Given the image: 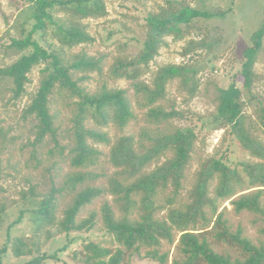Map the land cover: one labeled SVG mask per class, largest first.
I'll return each mask as SVG.
<instances>
[{"label":"rangeland","instance_id":"rangeland-1","mask_svg":"<svg viewBox=\"0 0 264 264\" xmlns=\"http://www.w3.org/2000/svg\"><path fill=\"white\" fill-rule=\"evenodd\" d=\"M105 13L99 17H85L80 20L91 40L68 47L63 46L49 27L44 34L36 32L33 37L48 49H56L65 61L84 55L97 63L96 68L82 71L71 70L72 79L87 93H95L101 87L124 89L134 114L126 126L118 127L112 122L100 125L91 118L84 121L85 128L104 133L108 141L87 138V143L97 151L93 163L76 166L72 163L74 145L72 117L75 111L76 97L66 90L54 88L49 95V112L53 117L55 135H44L37 139L36 121L26 115L25 108L35 93L42 77L44 64L34 65L27 73L28 80L23 92L15 97L9 78L0 77V257L2 264H22L25 261L46 253L55 255L41 264H84L83 247L87 242L102 247L122 248L105 231L101 218V206L108 202L116 216L121 210L110 193L107 181L117 168L109 160V151L114 141L122 135H131L135 141L142 139L141 132L149 134L169 132L173 127H194L197 138L183 170L180 188L173 205H184L189 201L190 190L194 184L196 172L203 161L210 157L225 156L231 167L238 169L241 181L234 186L235 195L228 199L219 198V210L231 231L241 229L242 235L253 244L264 245V216L257 212L242 210L236 212L230 200L240 193L262 186H250V178L243 166L251 167L252 177L260 176L264 171V160L253 157L234 140L229 128L215 125L216 95L219 87H226L231 81L240 86L238 74L242 60V50L250 41V34L261 23L264 13V0H103ZM188 3L211 16H198L191 25L184 26L181 35L164 36L161 44L146 65L137 64L136 59L146 37L148 26L146 16L167 10H175L181 3ZM31 7L19 0H0V68L4 67L30 48L18 50L11 45L12 39L26 35L32 20L28 17ZM55 21L67 22L72 19L70 12L53 10ZM198 41H203L198 45ZM189 50L184 53V49ZM126 65L124 67H120ZM168 64H187L195 69L196 89L189 92L188 87L179 78L170 79L165 84L164 96L156 101L165 110L174 109L179 113L167 121L154 122L147 118L149 106L143 98L134 92L132 83L142 82L152 85L157 70ZM134 67L137 72L133 80L122 76V72ZM125 68V70H124ZM254 82L251 88L253 96L244 94L242 108L244 127L251 135L264 144V126L261 107L264 108V36L262 46L253 64ZM264 119V118H263ZM148 141H145L147 143ZM171 152L167 151L149 162L143 171H149L160 164ZM157 159V160H156ZM76 173H88L90 176L72 189L67 186L69 176ZM217 183L214 178L210 185V195ZM89 187L103 190L84 204L76 215L81 221L95 213L92 225L82 230L63 232L57 223L38 225L33 211L43 196L52 189L55 195V216L60 219L64 209L70 204L75 193ZM172 194V187L160 191L159 209L156 217L165 216L168 203L166 196ZM264 211V190L260 197ZM225 207V209H223ZM20 216V219L18 217ZM213 219V218H212ZM213 222L210 223L212 225ZM21 237L30 249L29 253L16 256L10 248L11 241ZM162 239L159 253H167L166 264H171L175 254L174 244ZM222 247V246H221ZM231 253L234 248L223 245ZM5 248L4 251H1ZM219 249L220 247H215ZM146 248L131 251L124 256L122 264H158L146 256Z\"/></svg>","mask_w":264,"mask_h":264},{"label":"trees","instance_id":"trees-1","mask_svg":"<svg viewBox=\"0 0 264 264\" xmlns=\"http://www.w3.org/2000/svg\"><path fill=\"white\" fill-rule=\"evenodd\" d=\"M31 7L28 17L32 20L26 35L19 39H12L11 45L18 50L30 48L26 54H21L10 64L0 68V77L9 78L12 92L15 97L24 90L28 80L27 73L39 63L44 64L41 69L42 77L39 85L26 105V115L33 116L35 135L41 139L46 134L55 135L53 117L49 112V95L54 88L66 90L70 96L76 97L75 111L72 117L74 145L72 163L82 166L93 163L97 151L87 143V138H97L107 142L104 133L85 128L84 121L91 118L100 125L112 122L123 128L133 119L134 114L130 101L124 89L101 87L95 93H87L77 85L71 77V70H85L96 68V61L84 55L67 62L58 50L48 49L39 44L33 34L54 28V34L63 46H74L91 40L80 20L85 17H99L105 13L103 0H19ZM70 12L71 18L67 22H58L53 19V10ZM211 13L200 11L184 2L175 8L157 14H149L146 18L148 30L143 40L142 48L137 56V64L146 65L156 54L159 46L164 43V36L169 34L181 35L182 28L191 25L193 18L211 16ZM264 36V13L257 29L250 34V43L243 48L238 74L242 78L240 86L231 81L226 87H219L216 95L215 125L218 128H229L233 138L250 155L264 160V144L251 135V131L244 127L242 108L244 94L251 92L254 82L253 64L262 46ZM203 41H198L201 45ZM189 47L184 49V53ZM127 66L120 63V67ZM125 70V68H124ZM127 79L133 80L137 76L135 68L131 67L121 73ZM195 69L187 64H168L160 67L152 81V85L134 82V92L139 94L144 105L149 106L146 116L154 122L167 121L179 115L174 109L165 110L156 101L164 96L166 82L179 78L181 83L193 93L196 89L194 79ZM261 122L264 126V108L261 107ZM142 139L135 141L131 135L118 137L110 147L109 160L117 168L108 178L107 192L113 197L121 215L116 216L108 202L101 206V218L105 231L111 239L122 248L112 251L93 242H87L83 247L84 264H122L124 256L131 251L146 248L145 254L156 260L158 264H166L167 253H159L161 240L174 244L175 254L171 264H264V245L253 244L242 235L241 229L231 231L223 218V210H219V198L228 199L235 195L234 186L241 181L237 168L231 167L225 156L210 157L202 162L196 172L194 184L190 190L189 201L184 205H173L175 195L180 188L183 170L197 138L194 127H173L169 132L149 134L141 132ZM145 141H148L145 143ZM167 151L171 155L149 171L144 167L153 159ZM156 159V160H157ZM250 178V186L264 187V171L260 176L252 177L251 167L243 166ZM90 175L76 173L68 177L67 186L72 189L84 182ZM217 183L210 195V185L213 179ZM172 187V194L166 196L168 203L165 216L156 217L159 209L158 195L160 191ZM264 188H256L243 192L230 200L236 212L242 210L257 212L264 216L260 204V197ZM52 189L41 198L33 214L38 225L57 223L63 232L89 228L94 220L95 213L76 221L79 209L101 192L102 189L86 186L75 193L70 204L64 209L63 216L56 219L55 195ZM225 209V207H223ZM213 218V219H212ZM20 219V216L17 220ZM212 225H210V223ZM12 253L20 256L30 252L21 237L10 239ZM223 245L234 252L226 250ZM222 246V247H221ZM215 247H220L219 249ZM2 248L1 251H4ZM47 258L56 259L55 255L41 253L22 264H41ZM0 264L1 257H0Z\"/></svg>","mask_w":264,"mask_h":264}]
</instances>
